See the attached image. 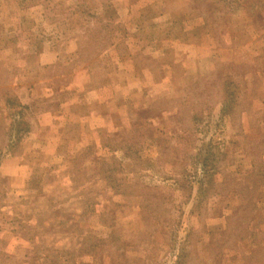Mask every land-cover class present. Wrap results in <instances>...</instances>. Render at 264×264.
Segmentation results:
<instances>
[{"label":"rangeland","instance_id":"1","mask_svg":"<svg viewBox=\"0 0 264 264\" xmlns=\"http://www.w3.org/2000/svg\"><path fill=\"white\" fill-rule=\"evenodd\" d=\"M0 264H264V0H0Z\"/></svg>","mask_w":264,"mask_h":264}]
</instances>
